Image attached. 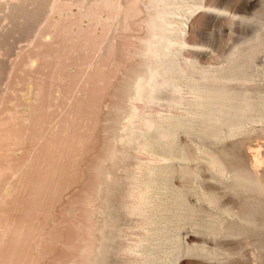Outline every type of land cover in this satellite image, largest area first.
<instances>
[{
  "label": "rangeland",
  "instance_id": "obj_1",
  "mask_svg": "<svg viewBox=\"0 0 264 264\" xmlns=\"http://www.w3.org/2000/svg\"><path fill=\"white\" fill-rule=\"evenodd\" d=\"M4 1L6 0H0V5L4 3L3 5L8 7L10 2V6L12 3L21 6L22 0ZM107 1L105 4L112 9L100 1L101 6L96 0L89 3L88 11L92 14L87 28L81 26L78 13L60 18L62 25L69 23L72 26L76 23L77 27L81 26L83 29L76 30L74 25L75 30L66 31L60 28L50 33L46 28L44 32L47 33L42 36L40 33L44 28L37 25L39 17L32 11L34 16L28 14L30 17L26 15V18L20 17L21 20H17H27L26 25L23 24V31L14 23L18 16L12 17V23L10 20L0 23V172L2 170L6 175L1 180L10 181L13 187L11 196L6 198V204L0 205V264H264V250L261 253L258 249L262 244L264 249V224L261 226L264 223V214L260 213L256 218L259 228L262 229L261 233L260 230L259 233L255 232L258 233L257 238L261 236L259 239L253 236L257 239L256 246L252 237L247 236V240L228 235L235 232L234 229L241 224V216H237L238 209L240 208L241 214L243 208L241 203L250 198H257L251 192L240 193L242 189L239 191L240 188L232 184L229 185L230 188H237V192L227 188L228 184L233 182L234 173L239 169L250 176H257L253 177L257 180L261 178L259 181L264 189V123L258 120L248 121L245 131L237 134L238 136L216 143L205 142L203 145L204 141H200L195 134L181 132L178 135L179 147L186 149L189 158L196 157L188 162V169L190 172L194 171L191 172L192 176L186 179L180 176L182 163L178 160L173 162V167L177 170L174 168L175 178H171L169 183L175 184V189H172L173 192L170 190L172 184L169 188L166 185L165 188L170 195L180 188L187 191L186 202L190 207H194L196 213L191 216L192 213L190 215L180 210L179 216L182 215L188 221L185 226L183 224L184 227L177 229L174 227L177 226L176 219H180L177 224L183 222L182 217L179 218L175 213L177 208L172 209L176 211L168 212L172 218L169 214L162 216L160 212H155L154 221L158 228L165 223V227L170 223L175 228L168 232V238L167 234L164 236L170 241L167 244L166 239L160 237L155 245L162 241L163 246L151 247H159V252L156 250V261L147 258L148 262L145 257L134 251L139 239L144 235L149 238L150 235L137 227H143V222L142 225L139 224L142 219L136 217L138 221L135 218L131 220L132 215L127 211L132 199L130 194L134 192L133 175L137 177L139 173L136 171L143 166V169L147 170V167L161 164V161L162 164L169 163L166 157L156 152L138 149L135 145L134 148L131 145L132 149L129 148L130 144L124 146L127 143L123 145L118 140V135L122 134L123 121L126 123L129 118L128 107L131 103V93L133 96L134 82L139 74H144L147 69L145 43L151 37V15L154 13L151 12L153 9L145 7L143 3L149 0H121L123 4L118 8L113 6L114 1ZM128 1L130 2L127 3ZM201 2L204 7L197 9L195 13L177 16L179 22L176 25L177 30L173 33L174 38L187 44V47L182 48V58L194 59L199 69H219L225 67L231 57L241 60L242 53L244 55L246 51L254 50L251 47H259V55L255 57L252 70L258 71L254 72L255 82L241 84L242 86L236 82L232 86L244 87L252 96L255 95L256 100L263 97V0ZM184 5L189 7L191 3ZM119 8H122L121 11ZM1 16L3 17V13ZM36 28L38 29L34 30ZM146 28H149L148 32ZM38 40L43 44L36 43ZM193 73L196 74L195 71ZM3 76L6 78L4 82ZM184 88L183 94L188 95L187 87ZM135 104L141 110L146 109L142 101ZM156 107L157 110H165L161 106ZM173 111L175 114L186 115L187 107L181 106ZM257 115H264V109L261 108ZM197 141L203 142L202 145ZM124 151H127L126 154ZM210 162L215 167L219 165L218 173L217 168L214 170L215 174L213 170L210 172ZM114 167L116 170H113ZM112 184L116 186H111ZM217 186L221 188L218 189ZM173 218L175 223H172ZM165 220L166 222H163ZM206 223L210 229H214L211 236H205L201 231L202 225ZM209 223H213V226ZM170 224L169 227H172ZM227 230L230 231L228 234ZM176 231L179 234L176 235ZM106 237L110 245L106 243ZM109 237L113 238L110 240ZM239 240L242 242L239 243ZM179 245H182L181 248ZM188 246L198 250L204 248L210 256L205 258L186 253ZM237 248L241 250L238 252ZM103 252L107 254L104 255ZM257 254L261 256V261ZM103 255L105 259H102Z\"/></svg>",
  "mask_w": 264,
  "mask_h": 264
},
{
  "label": "bare ground",
  "instance_id": "obj_2",
  "mask_svg": "<svg viewBox=\"0 0 264 264\" xmlns=\"http://www.w3.org/2000/svg\"><path fill=\"white\" fill-rule=\"evenodd\" d=\"M6 1H8V0H6ZM6 1H4V2H6ZM90 1H92V2H90ZM96 1H98V4H99V1L102 4H105V2L107 0H96ZM112 1H114L113 6H115L116 8L120 7V5L122 3L121 0H112ZM8 2H10V1H8ZM93 2H94V0H22L20 2L21 6H18L19 4L16 6L15 5L16 3L15 4L12 3V6H10L11 5V2H10L7 5L8 7L5 6L6 4L3 5L4 3H2V5H0V7L2 8V9L0 8L1 9L0 14L2 15V13H3V17L0 15V23L5 22V20L6 21L10 20V22L12 23V21H11L12 17L18 16L17 19H15V17L13 18L16 20V21L14 20V23L20 29H22V27H23V29L25 30L23 24L26 25L27 20L25 22H22V21L17 22V20L20 19V17L24 18L26 15L30 17V15H28V14H31V11H32L34 14L35 13L37 14V15H35L36 17L37 16L39 17L37 25L43 26V28H44L43 32L40 29V31H41L40 34L42 36L44 35V33H47V32H44L46 30V28H47V30L50 31V33L52 31H55L58 29L60 30V28H61V30H66V31L69 29L75 30V28H76V30H77V28L81 29L82 27L87 28V27H89L88 22L90 21L91 14H92V13H90V11H88V10H90L89 3L91 4ZM107 2L111 3V1H107ZM129 2L130 1H128L127 3H129ZM263 2H264V0H263ZM101 3L99 4L100 6H101ZM143 3L145 5V7L153 9L152 11L151 10H149V11L154 13V14H152V13L148 12V13L152 14L151 15L152 21H151V25H150L151 29H152L151 30L152 31L151 37H149L147 43H145V44H147V46H146L147 47V53H145V56L147 58L148 65H146L147 69L145 68L146 71L144 72V74H142V75L139 74V76L136 78V80L134 82L133 96L131 93V97H130L131 103H129L130 107H128L130 109V110H128L129 111V113H128L129 118L127 116L128 120L126 119L127 120L126 123H125V121H123L124 123L122 124L123 127L121 130L122 134L118 135L119 136L118 140H119V143H122V144L127 143L126 145L123 144L124 146H127L130 144V146L133 145V148L135 145L136 147H138V149L141 148L145 151L154 152V153L156 152L157 154L164 156V158L166 157V159L169 161V163H164V164H162L163 161H161V164H158V165L153 166V167L151 166L150 168H148L146 166L147 170H144L143 169L144 166H143L140 169H143L144 171L140 170V169L138 171H136V173H139V175H137L136 173H135V175H137V177L133 175V185H134L133 188H134V190L133 189L132 190L134 192L133 193L131 192V194H130L131 197L129 196L130 199L132 198L131 200L129 199L131 201V202L129 201L130 206H128L129 204L127 203L128 204L127 205L128 206L127 211L130 213V216L132 215L131 220H133V218L136 219V217L139 218L140 220L142 219V221H140V223L139 222L138 223L141 224V222H143V225L141 224L143 227H140V225H138L137 227L143 229L142 232L143 231L147 232V234L150 235L149 238H147V237L145 238V235L143 234L144 236L139 239V243H137V245L135 244L136 243V241H135L134 245H136V248H134V251L137 252L138 254L142 255L143 257H145L147 261H148L147 258H149V260L153 259L156 261V259L158 257V255L156 257V252H157L156 250H158L159 247L157 249H156V247H154L155 249H152L153 248L152 246H158V245L161 246V243H163L160 240L161 241L160 244L155 245V242L159 241L158 238H160V237L165 238L166 234L168 235L167 236V238H168L169 237L168 232H172L171 228L175 229L174 227H176L177 229H180L181 227H184L188 221V220L184 219L182 215L179 216L178 212H180V210H181V212L185 211V212H188L190 215L192 213L191 216H194V213H196L194 207H190L191 205L189 204L190 205L189 206L188 202H186L187 191L181 190V188H180L179 190H174V194H172V192H173L172 189H175V186H174L175 184L173 185L172 183H169L171 178H175V177H173V175L175 174V170H174L175 167H173V164H174L173 162H175L177 160L182 163L181 164L182 173L180 176H184V178L189 179V177L192 176V173L194 171L192 169L193 170V171H191L192 173L190 172V170L188 169V162L193 160V159L195 160L196 157L192 158V156H191L189 158L188 153L186 152V149L179 147L180 143L178 145V141H179L178 135L181 132L187 133L189 135L195 134L199 137L200 141L201 140L204 141L203 145H205V142H207V143L208 142L209 143L215 142L216 143V142L222 141L224 139L232 138L233 136L235 137V135L245 131V124H247L248 121L249 122L250 121H256L257 122V120H258V121L264 123V115H261V116L257 115L260 112L261 108L264 109V96L259 98L258 100H256L255 99L256 97L254 98L255 95L252 96V93H249V91L246 90L244 87L239 86L240 88H237V87L232 86V84H234L236 82L240 83V85L241 84L245 85V84H249V83L251 84L254 81V78H255L254 74L257 73L258 71L255 72L252 70H253V66H254V61L256 60L255 57L257 58L258 57L257 55H259V53H258L259 47L258 48L257 47L255 48V46L251 47L254 50L246 51L244 55L242 53L240 58H242V56H243V58L241 60H236L235 58L231 57L228 61V64L225 67H222L219 69H199L197 66V63H196V61H194V59L191 60L192 58L191 59H186L185 57L182 58V56H183L182 48H184L185 46L187 47V44L185 42H181V41L174 38L175 35H173V33L177 30L178 27L176 28V25L179 22V21H177V18H178L177 16L183 15L184 13H188L189 15H191L193 12L195 13L197 11V9L204 7L202 5L201 0H149V1L143 2ZM185 3H191V5L188 7V6L184 5ZM96 4H97V2H96ZM98 4H97V6H98ZM135 4H137V3H135ZM105 5L107 7H109L107 4H105ZM113 6H111V7H113ZM133 6H132V8L135 7V6L134 7ZM107 7H106V9H107ZM116 8H115V10H116ZM129 8H126V9H129ZM135 8H137V7H135ZM110 9H112V8H110ZM121 9H120V11H121ZM107 11H108V9H107ZM144 12H145V10H144ZM72 13H78L79 14V18H80L79 22L82 24V25L80 24L82 27L81 26H80V28L77 27L75 25L76 23L74 24L75 28H74L73 24L71 26V24L67 23L68 24L67 25L65 23V21H64L65 24H63V25L60 23V18L62 16L66 17L67 15H70ZM107 13H106V15H107ZM131 13H130V15H131ZM32 16H34V15H32ZM127 16L129 17V14L126 15V18L128 19ZM76 18H78V16ZM35 19H37V18H35ZM116 19H115V21H116ZM65 20H67V19H65ZM67 22H69V21H67ZM141 24H143V23H141ZM31 25H32V23H31ZM144 25H145V23H144ZM180 25L181 24L179 23V26ZM13 26H14V24H13ZM78 26H79V24H78ZM34 28H35V26H34ZM20 29H16V30L20 31ZM23 29L21 31H23ZM37 29L38 28H36L34 30H37ZM148 29L146 30L147 32H148ZM178 31H180V30H178ZM6 33H8V32H6ZM186 34H187V32H186ZM26 35H28V34H26ZM28 36H30V35H28ZM32 36H30V37H32ZM38 36H39V34H38ZM10 37H12V36H10ZM40 38L41 37H39V39ZM11 39H13V38H11ZM178 39H181V38H178ZM5 40H7V39H5ZM20 41L22 42V40H20ZM29 41H31V40H29ZM42 41H43V39H42ZM37 42H41V41L38 40V41H36V43ZM262 43H264L263 40H262ZM47 45H48V43H47ZM37 48H38V46H37ZM9 49H10V47H9ZM35 53H34V55H35ZM235 55H237V54H235ZM240 58H238V59H240ZM32 62H33V60H32ZM194 71L196 72V74L193 73ZM5 79H6L5 76H3L2 82H4ZM247 86L248 85H246L245 87L247 89H249ZM184 87H187V90H188V95L186 94L187 96L185 94H183V88ZM184 89H186V88H184ZM139 101H142L143 103H145V105H146L145 110H141L136 106L135 103L139 102ZM156 106H158V107L161 106V108L163 107L165 110L164 111L157 110ZM181 106L187 107L186 115H179V114L173 113L174 112L173 110H175ZM153 111H155V113ZM125 115H126V113H125ZM197 142H199V141H197ZM199 143L201 144L203 142H199ZM130 146H129V148H132V146L131 147ZM123 150H125V149H123ZM127 150H128V148H127ZM131 151L133 152V150H131ZM124 152L126 154L127 151H124ZM138 153H139V150H138ZM153 156L156 157V155H153ZM128 157L129 156L127 153V158ZM1 159H2V154L0 151V161H1ZM132 159H130V160H132ZM137 159H138V157H137ZM205 159H207V158H205ZM148 161H150V160H148ZM147 163H148V165L151 164L149 162H147ZM210 163H209V166L207 165V163L205 164L208 167H210V169H211V170L209 169L210 172H212V170H213V173H214L215 168H217L216 173H218L217 171H218L219 165H218V167H215V165L213 163H211V164ZM140 165H138V167ZM178 165H180V164H178ZM244 168L247 169L245 166H244ZM232 169H234V167ZM242 169H241V171H242ZM113 170H116V168ZM234 170L236 171V169H234ZM247 171H249V170H246V172ZM127 173H128V171L126 172V174ZM221 173H222V170H221ZM217 175H219V174H217ZM3 177H6V175L1 170V172H0V205H2L4 203L6 204L7 196L10 195V193L13 191L12 183L10 181L3 182L1 180V178H3ZM110 177H112V175ZM212 177H214V175ZM253 177L256 178L257 176H252V174L250 176L247 173L246 174L243 173V171L240 172L238 169L233 175V178H232L233 182L228 184V186L232 184L234 187L240 188V189H238L239 191L242 189L240 191V193H242V192H245L246 194L249 192L254 193L255 195L254 194H252V195L257 196V198L255 200L254 198H250L247 195L250 199L241 203L242 204L241 206L243 207V208H241V210H242L241 214L239 211L240 208L238 209L239 215L236 213L237 216H239V217L241 216L240 220L236 218L237 220H239L241 222V224H239V226H237V227L235 226L236 227V229H234L235 232L231 233V235L227 233L230 230V228H229V230L226 231V233L229 236L233 235L235 237L237 236L239 238H245V239H247L246 238L247 236L252 237V240L254 241V243H253V241H252V243L254 244V246H256L255 242L257 241V239H259L261 237L260 236L259 238H257V234L259 232L261 233L262 229L264 230V228L261 227V226H263L264 223H262V225L260 226L262 229H260L258 224H257V221H256L258 214H260V213L264 214V213H262V212H264V189H263L262 184L259 181L261 178L259 180H257ZM122 180H123V178H122ZM131 180H132V178H131ZM131 180H130V182H131ZM191 180L193 181V179H191ZM187 181H189V180H187ZM118 184H120V183H118ZM171 184L174 186V188H172L173 186ZM220 184L222 185V183H220ZM106 185H108V183ZM113 185H115V184H112L111 186H113ZM166 185H167V187L169 185H171V189H170L172 191L171 195L168 194V193H170L169 191L168 192L166 191V189H167V188H165ZM224 185H225V183H224ZM220 186H219V188L222 187V186L221 187ZM228 186H227V188H230V186L229 187ZM225 187H223V188H225ZM217 188H218V186H217ZM227 188L225 189L226 191H227ZM236 189H234V190L236 191ZM108 190L110 192V189H108ZM231 190H233V189L230 188V191ZM220 191H221V189H220ZM239 191H238V193H239ZM127 192H129V191H127ZM191 192L193 193V191H191ZM229 192H227V193H229ZM232 192H230V193H232ZM246 197H245V199H247ZM200 199H202V198H200ZM200 199H197V200H200ZM253 200H255V202ZM240 201L241 200H239V202ZM107 202H108V200H107ZM213 202H215V201L213 200ZM107 206H108V204L106 205V207ZM173 208L174 209L177 208L178 210L177 209H176L177 211L172 210ZM112 209H114V208L112 207ZM201 209H204V208H201ZM116 210H118V209H116ZM116 210H114V211H116ZM197 210H198V208H197ZM171 211H176L175 212V213H177L176 215H178L179 218L182 217V219H183V220L181 219L183 221L182 224H177L180 219H176V221H178L176 223L177 226L173 227L169 223L172 227H169V224H167L168 227H165L166 223H165V225L163 223L162 225H164V226H161V228H158L157 223L154 221V218H155L154 216L156 214L155 212H160L162 214V216L163 215L165 216V215L169 214L168 212H171ZM217 215H216V217H217ZM114 216L117 217V215H115V212H114ZM128 216H129V214H128ZM169 216H170V214H169ZM260 216H262V215H260ZM106 217H107V215H106ZM198 217H199V214H198ZM174 218L172 221H174ZM211 218H215V217H211ZM104 219H106V218H104ZM110 219H112V217ZM136 220L138 221V219H136ZM166 220L163 222H166ZM184 220H186L185 223H184ZM201 220H203V219H201ZM117 221H119V220H117ZM205 221H207V220H205ZM111 223H112V225H114L113 222H111ZM172 223H175V221ZM117 224H119V223L117 222ZM159 224H160V222L158 223V225ZM183 224H184V226H183ZM206 224L202 225V227L204 226V228L206 226L207 227L206 229H203L201 227V231L204 234L201 231L200 232L205 236H211L214 233V229H210L211 227L207 224L209 226V228H208V226ZM209 224L212 225L213 223H209ZM107 225H108V223H107ZM214 225H216V224H214ZM234 225H236V224H234ZM110 227H108V229H109L108 231H110ZM134 228H136V227H134ZM139 228H137V230ZM139 232H141L140 229H139ZM255 232H258V233H255ZM106 233H107V231H106ZM216 233H217V231H216ZM252 233H253V235H252ZM122 234H124V233L122 232ZM174 234H175V231H174L173 235ZM177 234H179V232L177 233V231H176V235ZM104 235H106V234H104ZM138 235H139V233L137 234V236ZM254 235L256 236L257 239H254L255 237L253 238ZM111 238H113V237H111ZM111 238L109 237L110 240H111ZM180 238H182V237H180ZM245 239H243V240H245ZM177 240H178V238H177ZM240 240H239V243L242 242ZM105 241L107 243V237H106ZM165 241H166L165 243L168 244V242L170 240L168 241V239H166ZM110 244H108V245H110ZM134 245H133V247H134ZM180 246H182V245H179V247ZM189 246L186 250V253L188 252L189 254L199 255V256H202L205 258L207 256H210V253L208 255V251L204 248L201 250H198V249H196V247H193V248L190 247L189 248ZM177 247H178V243H177ZM183 247L185 248V246H183ZM226 247H227V245H226ZM208 249L210 250L211 248H208ZM237 249H239V248H237ZM255 249H256V247H255ZM258 249L260 250V252L262 251L261 253H263V250H264L263 244H262V246L258 247ZM177 250H179V249H177ZM240 250L241 249H239L237 251L239 252ZM184 251H185V249H184ZM158 252H159V250H158ZM218 252H219V250H218ZM260 252H258V254H261ZM103 253H104V255L107 254L106 252H103ZM137 253H135V254H137ZM258 254H257V256H258ZM104 255H103L102 259L104 258ZM228 255H230V254H228ZM180 257H181V255H180ZM142 259H144V258H142ZM261 259L262 258L260 256L259 261H261ZM150 263H152V262H150ZM259 263L261 264V262H259Z\"/></svg>",
  "mask_w": 264,
  "mask_h": 264
}]
</instances>
